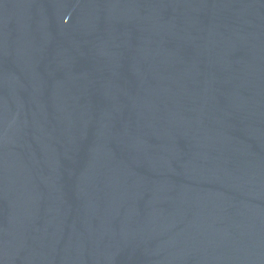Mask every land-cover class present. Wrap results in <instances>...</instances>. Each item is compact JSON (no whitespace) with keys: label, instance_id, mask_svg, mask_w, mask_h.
I'll list each match as a JSON object with an SVG mask.
<instances>
[{"label":"water","instance_id":"1","mask_svg":"<svg viewBox=\"0 0 264 264\" xmlns=\"http://www.w3.org/2000/svg\"><path fill=\"white\" fill-rule=\"evenodd\" d=\"M0 264H264V0H0Z\"/></svg>","mask_w":264,"mask_h":264}]
</instances>
